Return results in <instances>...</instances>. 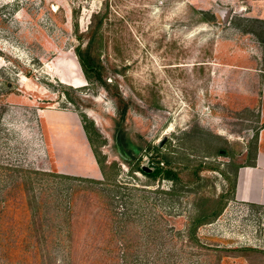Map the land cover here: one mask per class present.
<instances>
[{
    "label": "rangeland",
    "instance_id": "obj_1",
    "mask_svg": "<svg viewBox=\"0 0 264 264\" xmlns=\"http://www.w3.org/2000/svg\"><path fill=\"white\" fill-rule=\"evenodd\" d=\"M73 8L83 34L92 14L102 19L100 62L112 92L128 107L124 128L133 146L142 148L141 167L158 146L157 158L178 175L176 186L120 161L113 140L119 107L83 77L74 53ZM79 113L99 135L96 150L118 164L115 180L131 190L113 205L115 215L105 214L104 199L87 184L44 178L35 185L38 207H0V243L9 235L26 236L39 253L0 247V264H85L82 250L67 260L62 249L48 254L51 244L39 246L43 237L69 235L108 236L116 255L174 251L189 262L264 264V208L228 197L236 167L250 163L259 147L264 123V0H0V163L102 180ZM221 195L226 206L198 229L199 244L258 252L204 256L203 247L189 242L194 204ZM5 196L7 191L0 200ZM119 215L126 219L122 231ZM103 218L110 228L96 223ZM17 219H34L37 229L10 232L9 221Z\"/></svg>",
    "mask_w": 264,
    "mask_h": 264
},
{
    "label": "trees",
    "instance_id": "obj_2",
    "mask_svg": "<svg viewBox=\"0 0 264 264\" xmlns=\"http://www.w3.org/2000/svg\"><path fill=\"white\" fill-rule=\"evenodd\" d=\"M73 19L75 21V37L78 41V45L74 48V53L77 58L79 67L82 71L83 77L89 84H98L105 91L110 93L117 101L119 112L118 117L113 119V140L114 148L117 152V155L120 161L130 168V171H135L142 174L145 177H148L152 180L162 178L164 180L171 181L175 186L179 181L178 175L172 171L170 168H164V165H170L169 161L165 159H159L156 156L158 151V146L151 149L153 155L148 157L147 168L151 169V172H145L141 168L142 160L138 157L142 148L138 149L133 146V144L127 139L126 131L124 128V122L127 117L128 107L123 102L122 97L118 92H112V85L110 81H107L104 77V68L100 62L98 49L101 47L102 36H99V30L102 25V19H97L96 14L91 15V22L88 26L86 34L79 32L77 17L79 15V9H72ZM97 19V20H96ZM79 117L82 122V128L84 134L87 138L88 144L91 147L92 153L95 157L96 163L99 167L100 173L102 174L103 179H91L85 177H72L61 174H50L48 172L37 171V170H27L24 168H19L10 164H1L0 163V196L2 192L7 191V196L0 200V207L5 212H16L17 208H30L39 206L36 196V186L40 185L41 181L44 178H61L64 180L77 181L79 183H84L89 186L90 193L95 196L102 197L104 199L105 214L115 215V212H112L114 209V204L117 201H122L125 198L126 193L131 190L129 186L125 183H118L113 175L115 172L119 171V166L116 162L107 163L104 156L96 150L95 141L99 137L93 123L83 114L79 113ZM264 127V123L262 125ZM222 153V152H220ZM257 149L254 151L253 158L250 163L242 166H237L233 174V180L231 185V190L229 196L231 200L234 197L235 191V178L237 170L245 166H254L255 164V155ZM149 154V153H148ZM148 156V155H147ZM200 167V165H199ZM197 171V170H196ZM226 178V174L223 173ZM20 182V183H19ZM175 186H172V190L167 192L168 195H173ZM17 191L21 192V200L17 198ZM158 192V191H157ZM59 198V197H58ZM57 198V199H58ZM202 200V199H201ZM228 198L224 195L219 196L217 200L209 199L202 201L201 204H194V213L190 217V222L188 223V240L191 243H194L206 252L204 256H207L208 252L214 253H223V252H258L254 248H234V249H220V248H209L205 245H200L199 238L197 237V231L200 227L204 225L212 224L222 213V210L226 206ZM125 204V202H123ZM22 211V210H21ZM66 218L70 219L72 215L69 210ZM124 215H119L116 221V227L119 231H122L126 226V219H122ZM14 216H12L13 218ZM15 219V217H14ZM68 226H71L72 222L66 221ZM100 226L110 228L108 224V219H102L100 222H96ZM25 226V229H37V222L33 219L31 222L24 223L23 220L9 221V231L12 232L13 228H20ZM42 226V225H40ZM54 227V226H53ZM56 229H60L59 227ZM104 237V238H102ZM102 237H87V238H77V236L69 235L66 238L55 237L52 239L42 238V242L39 243V246H47L51 244L53 247L45 248L48 251L49 249L54 250H63L67 260H71L72 256L78 251L82 250L85 257V264H206L207 261L195 260L190 261L189 258L184 259L183 256L175 253L174 251H154V252H137V253H128L122 252L116 255L112 250H110V238L108 236ZM102 238V239H98ZM149 239V238H148ZM4 243H0V247L6 251L13 252L17 249H20L22 252L31 248L35 252L39 253V248L37 244H34L26 236H7L3 239ZM155 238L147 240V244H155ZM100 243V244H99ZM138 243L140 242V237L138 236ZM97 245H106L104 248H100ZM264 254L263 252H260ZM221 258L217 256L216 261H219Z\"/></svg>",
    "mask_w": 264,
    "mask_h": 264
},
{
    "label": "crops",
    "instance_id": "obj_3",
    "mask_svg": "<svg viewBox=\"0 0 264 264\" xmlns=\"http://www.w3.org/2000/svg\"><path fill=\"white\" fill-rule=\"evenodd\" d=\"M258 138L254 166L237 170L233 199L238 203L264 208V127L260 129Z\"/></svg>",
    "mask_w": 264,
    "mask_h": 264
},
{
    "label": "water",
    "instance_id": "obj_4",
    "mask_svg": "<svg viewBox=\"0 0 264 264\" xmlns=\"http://www.w3.org/2000/svg\"><path fill=\"white\" fill-rule=\"evenodd\" d=\"M229 14H230L229 11L225 12L224 20H223V23H224V24H226V22H227V17H228ZM141 168H142L143 171L148 172V173L152 171L151 169H149V168H147V167H144V166H142Z\"/></svg>",
    "mask_w": 264,
    "mask_h": 264
},
{
    "label": "flooded vegetation",
    "instance_id": "obj_5",
    "mask_svg": "<svg viewBox=\"0 0 264 264\" xmlns=\"http://www.w3.org/2000/svg\"><path fill=\"white\" fill-rule=\"evenodd\" d=\"M224 20V16L222 17V21Z\"/></svg>",
    "mask_w": 264,
    "mask_h": 264
}]
</instances>
